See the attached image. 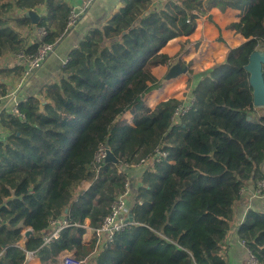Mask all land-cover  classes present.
Returning <instances> with one entry per match:
<instances>
[{
  "label": "trees",
  "instance_id": "16d2710c",
  "mask_svg": "<svg viewBox=\"0 0 264 264\" xmlns=\"http://www.w3.org/2000/svg\"><path fill=\"white\" fill-rule=\"evenodd\" d=\"M121 3L104 25L80 37L52 82L20 99L21 115L6 107L0 112L5 133L0 138V264H25L27 252L40 264H60L61 253L73 249L75 260L86 258V264H226L224 241L241 190L264 179V106H253L246 69L250 56L264 50V0ZM40 8L44 12L37 14ZM211 9L239 12V22L227 29L245 42L193 76L186 100L160 101L180 97L184 85L179 79L159 90L163 80L157 81L152 70L161 64L185 66L161 49L193 34L198 18ZM69 11L65 0H0V59H15L21 51L34 54L39 44L53 43ZM26 13L38 16L37 24ZM40 28L47 32L42 40ZM23 70L16 63L0 68V75L19 78ZM8 90L0 80V95ZM147 95L153 110L144 104ZM180 107L185 112L173 120ZM127 112L131 125L122 120ZM99 144L118 162H105L97 173L91 162ZM155 150L167 157L141 165L136 177L131 169L118 173L120 166L137 165ZM126 178L132 222L95 254L92 243L81 244L84 221L98 229ZM62 219L68 226L60 237L43 244L42 237L53 232L49 221ZM27 228L32 233L21 246ZM238 237L264 264V214L249 210Z\"/></svg>",
  "mask_w": 264,
  "mask_h": 264
},
{
  "label": "crops",
  "instance_id": "0c3cea01",
  "mask_svg": "<svg viewBox=\"0 0 264 264\" xmlns=\"http://www.w3.org/2000/svg\"><path fill=\"white\" fill-rule=\"evenodd\" d=\"M80 1L81 0H65L70 8L71 6L75 5V3H79ZM122 6L123 4L121 3V0H95L92 3L91 7L78 19V21L76 22V26L71 29V31L62 39L61 42H59L55 51L46 59L41 68L37 69L34 73H32L30 77L26 79L25 83L18 90V92L20 93V97H18L22 100H25V98L29 96L36 95L40 91L42 86L52 82V80H54V78L57 76V73L60 71L62 65L65 64L69 52L76 47V44L80 37L86 34L90 29L104 25V23L110 20L113 14L116 13L117 10L122 8ZM43 12L44 9L40 8L37 11V14H41ZM238 15L239 12L237 11L226 10L224 13H221L217 9H211L209 12L204 13V16H201L200 19L197 20V26L193 34L189 36H179L178 38L168 41L167 45L164 46L160 52L166 54L170 58L176 56L180 58L183 56V58H185L186 55H182L180 53L182 51L181 44L185 43V48L189 49L193 44L200 41L202 42V44L199 48V51H190L187 55L188 57L192 53H198L199 58H188V61H192L193 63L199 65V63L202 62L203 59L211 58L214 59V61H211V67L215 64H219L224 59L228 48H236L240 46L241 43L245 42V39L240 34H236L234 31L227 29L228 25L239 22ZM216 39H218V42L216 41ZM167 47L170 49V51L166 50ZM16 63L17 61L15 58V61H13V63L2 66L0 68L7 67V69H12ZM169 67V64L158 65V67L152 70V75L155 77V75H158L159 72L168 70ZM155 71L157 72L156 74ZM0 80L3 81L7 85V88H9L10 90L11 87L15 85L17 78H15L14 75L2 73L0 75ZM154 93H156V91L151 94ZM149 95L144 98L145 104ZM166 99L167 98H163L160 101ZM5 106L6 108H8L5 103L2 102L0 104V112L4 109ZM147 107L153 110L156 106L151 108L147 105ZM127 114L129 117H127L128 119H125L126 123L131 125L132 115L129 112H127ZM4 135L5 133L2 131V129H0V138ZM262 168L264 171V164ZM141 170L142 169L139 168L131 169V174L134 175L133 177H136V175L138 176L141 174ZM85 185L87 186V184H84V186ZM235 205V222L229 230L226 240L224 241L223 255L226 258V264L245 263L247 255L246 247L244 248V246H241V240L238 237V228L244 221L246 213L249 210H253L255 212L264 214V199L254 197L252 195L251 188H249V190L245 191L242 194V197ZM84 224L85 227H87V231L83 235L81 244L84 246H88L92 243L93 233L92 229L88 228V219L84 221ZM28 229L29 228L22 230V233L27 232L26 230ZM25 238L27 237H24V239ZM23 243L24 241H22L20 245L22 246ZM77 254L78 250L75 249L71 251H64L61 253L62 256L73 257ZM25 264L40 263L37 258L33 257Z\"/></svg>",
  "mask_w": 264,
  "mask_h": 264
},
{
  "label": "built area",
  "instance_id": "2783aa9c",
  "mask_svg": "<svg viewBox=\"0 0 264 264\" xmlns=\"http://www.w3.org/2000/svg\"><path fill=\"white\" fill-rule=\"evenodd\" d=\"M95 0H81L79 3H75V5L71 6L70 11L68 13L65 27L63 31L57 36L56 40L53 43H41L39 44L37 50L34 54H26L25 52L21 51L16 55V61L19 65L24 67L23 74L17 78L16 83L11 89L8 91V94L3 97L0 95V104L3 102L7 105L10 112L12 114H20L19 112V103L20 98L18 97V90L22 87V85L25 83L26 79L32 75L37 69L41 68L42 64L46 61V59L55 51L57 45L59 42L62 41V39L71 31L72 28L76 26V22L81 17V15L86 12L92 5V3ZM38 39L42 40L46 37L47 32L44 28H40L37 31ZM67 61V60H66ZM65 61V63H66ZM189 104L186 105L188 108ZM6 107V106H5ZM185 107H180L178 110H176L173 114V120L180 117L185 112ZM111 151L108 147H106L104 144H99L97 151L95 152V155L93 157V160L91 162V166L94 167L96 172L98 173L101 166L106 162L105 158L107 156V151ZM167 154L165 152H160L159 150H155L154 154L150 156L149 158H143L140 159L139 163L137 165H128L125 164L124 166H120L118 168V173H123L125 169H134L138 168L141 165H148L151 163H157L160 162L162 159L166 158ZM256 185L251 188L252 189V195L259 199H264V179H261L255 183ZM123 192L119 196L118 199L112 202L110 205V212L103 218L101 221L100 226L97 230H92V244L94 253L102 251L103 248H106L108 244H110L113 241L114 235L121 233L124 229V226L126 223V218L129 213V207L127 204V198L129 197L132 187L130 186L128 178L125 179L123 183ZM249 190L248 187H245L241 190V195ZM49 226L53 228V232L49 235H44L42 237L43 244H50L53 241L57 240L60 237V231L62 228L68 226V222L66 219H62L60 222L51 220L49 221ZM26 231H29L31 235L32 230L28 229ZM25 233L23 234V240ZM21 241V242H22ZM20 242V244H21ZM241 246L246 247L244 245V242L240 241ZM20 246V245H19ZM246 260L244 264H258V259L255 256L254 253L250 251L249 248L246 247ZM34 256L32 252H27L26 254V262L31 260ZM59 262L60 264H86L87 259L82 260H75V256H59ZM25 262V263H26Z\"/></svg>",
  "mask_w": 264,
  "mask_h": 264
},
{
  "label": "water",
  "instance_id": "95a60500",
  "mask_svg": "<svg viewBox=\"0 0 264 264\" xmlns=\"http://www.w3.org/2000/svg\"><path fill=\"white\" fill-rule=\"evenodd\" d=\"M146 14V13H144ZM27 17L32 18V14L26 13ZM39 18L35 16L32 18V25L37 24ZM133 28V27H131ZM250 63L247 65L246 69L249 71L250 77L249 82L253 88V106L256 108H262L264 106V81L262 78V64L264 63V50L260 49L254 52L250 58ZM188 72L187 66H182L180 63H176L170 66L168 69L165 80H170L178 77L180 74H186ZM106 162H112L117 164L118 160L115 158L111 151H107V156L105 158ZM132 222V213L129 212L126 218V223ZM30 234L29 231L25 233V236L28 237Z\"/></svg>",
  "mask_w": 264,
  "mask_h": 264
},
{
  "label": "rangeland",
  "instance_id": "374dc122",
  "mask_svg": "<svg viewBox=\"0 0 264 264\" xmlns=\"http://www.w3.org/2000/svg\"><path fill=\"white\" fill-rule=\"evenodd\" d=\"M207 12H209V11H207ZM201 16H204V14H201ZM200 17L198 19H200ZM218 39H216L217 42H218ZM201 44H202V42H200V41L196 42L189 49H186L185 48L186 46H184L182 48V51L180 52L182 55H186L185 58H183V56L181 57L183 59H181L180 57L176 56V59L174 60V62L175 61L183 62L184 65L188 67V72L186 74H180L178 77H176L174 79H170V80H165V75H166L168 70L163 71V72H159L158 75H155V78H156L157 81H159L160 79L163 80L162 86H161V88H159V90H161L164 86H168V87L171 88L172 86H174L176 84V82H175L176 80H179L180 78H182V83L184 85L183 95H180V97H178V98H172V97H165V98H167V99H176V100H186V98L189 95L188 85L193 87L194 84H195L194 80H193V76L194 77H200L202 75V73H204L206 70H208L211 67V65H212L211 64V59H203L202 62L199 63V65L193 63L192 61H188V57H187L188 53L190 51L198 52L199 48L201 47ZM13 61H15V59H13V58H8V59L5 58L4 60L0 59V67L1 66H6V65H8L10 63H13ZM166 65H168V64H166ZM159 90H157L156 93L159 92ZM127 117H129L128 114L123 115L122 116V120L126 122L125 119H128Z\"/></svg>",
  "mask_w": 264,
  "mask_h": 264
}]
</instances>
